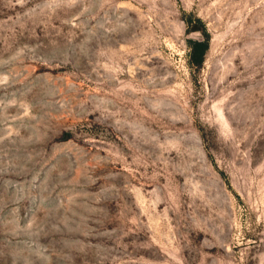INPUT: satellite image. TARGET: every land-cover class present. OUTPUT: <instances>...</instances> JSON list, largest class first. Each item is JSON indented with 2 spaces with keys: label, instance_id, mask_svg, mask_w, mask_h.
Masks as SVG:
<instances>
[{
  "label": "rangeland",
  "instance_id": "rangeland-1",
  "mask_svg": "<svg viewBox=\"0 0 264 264\" xmlns=\"http://www.w3.org/2000/svg\"><path fill=\"white\" fill-rule=\"evenodd\" d=\"M0 264H264V0H0Z\"/></svg>",
  "mask_w": 264,
  "mask_h": 264
},
{
  "label": "trees",
  "instance_id": "trees-1",
  "mask_svg": "<svg viewBox=\"0 0 264 264\" xmlns=\"http://www.w3.org/2000/svg\"><path fill=\"white\" fill-rule=\"evenodd\" d=\"M206 49L207 44L204 41L195 40L192 44V60L197 64L201 63Z\"/></svg>",
  "mask_w": 264,
  "mask_h": 264
}]
</instances>
